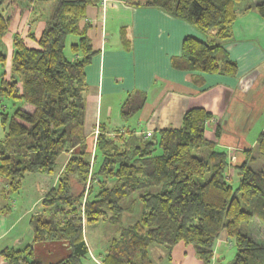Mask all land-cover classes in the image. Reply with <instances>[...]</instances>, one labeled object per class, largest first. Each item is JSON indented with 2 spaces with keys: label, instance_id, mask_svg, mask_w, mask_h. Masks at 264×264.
<instances>
[{
  "label": "trees",
  "instance_id": "obj_1",
  "mask_svg": "<svg viewBox=\"0 0 264 264\" xmlns=\"http://www.w3.org/2000/svg\"><path fill=\"white\" fill-rule=\"evenodd\" d=\"M126 1L162 9L212 33L213 39L206 41L183 37L180 53L170 58L173 69L196 72L198 80L204 74L235 75L237 65L218 40L230 35L241 0ZM93 2L0 0L6 5L0 14V41L18 10L31 6L30 21H44L36 47L13 36L14 75L9 79L2 78L6 55L0 51V97L15 98L30 109L21 105L10 115L1 113L5 135L0 141V175L9 185L3 197L20 188L25 173H54L57 157L71 150L57 188L45 194L42 212L29 221L33 242L68 243V255L50 264H82L88 254L84 227L98 220L117 227L101 264H151L149 246L165 247L169 258L177 243L191 245L202 264H211L215 243L223 237L234 247L232 259L224 264H264V243L249 232L255 219L264 224V129L233 168L238 176L235 188L229 182L227 154L216 148L220 131L216 127L214 138L207 136L211 114L199 106L184 112L178 128L160 129L146 137L128 128L112 135L99 130L93 153L97 167L90 164L91 154L83 142L85 67L95 51L90 25L81 21ZM252 4L245 8L253 7L264 17V0ZM69 34L77 38L69 45L70 53L79 57L64 53ZM28 36L33 38V33L28 31ZM144 101L142 92H129L120 106V118L128 119ZM127 200V207L137 200L140 214L124 226L121 217ZM9 209L8 204L0 205V213ZM0 258L5 264H38L30 246L3 248Z\"/></svg>",
  "mask_w": 264,
  "mask_h": 264
},
{
  "label": "crops",
  "instance_id": "obj_2",
  "mask_svg": "<svg viewBox=\"0 0 264 264\" xmlns=\"http://www.w3.org/2000/svg\"><path fill=\"white\" fill-rule=\"evenodd\" d=\"M255 2L238 3L230 35L218 40L237 65L235 75L204 74L200 80L196 72L173 69L170 58L180 53L181 41L186 35L206 41L213 39L212 33L201 32L188 22L143 3L106 0L101 4V0H94L88 5L87 21L84 18L81 22L90 25L95 55L85 67L83 142L86 150H94L95 130L98 133L104 129L112 135L114 130L128 128L146 136L160 129L178 128L184 112L199 106L211 114L207 136L214 138L216 127L220 131L216 148L226 152L229 170L239 165L244 160V151L253 149L258 134L264 129V17L253 7L245 8ZM33 12L31 6L18 10L3 35L0 51L7 53V62H10L14 35L22 38L27 46L36 47L44 21L31 22ZM28 31L33 33V38L28 36ZM76 40V36L69 40L68 57H79L69 50V45ZM133 90L142 92L145 101L138 111L122 120L120 106ZM70 152H62L57 157L55 174H24L18 194L4 202L10 209L0 213V250L6 247L22 250L30 246L38 264H50L68 255L67 241L33 242L29 221L38 213L34 208L40 197L56 186L57 175ZM94 235L97 238L96 231ZM113 236L114 229L95 254L91 249L95 239L87 234L88 254L82 264H101L102 254ZM226 244L232 247L225 237L216 241L211 264L226 263L221 258ZM148 251L151 264L168 260L165 247L151 245ZM170 251L169 259L174 251L180 254L177 264H202L191 245L177 243ZM0 264H5L1 258Z\"/></svg>",
  "mask_w": 264,
  "mask_h": 264
},
{
  "label": "rangeland",
  "instance_id": "obj_3",
  "mask_svg": "<svg viewBox=\"0 0 264 264\" xmlns=\"http://www.w3.org/2000/svg\"><path fill=\"white\" fill-rule=\"evenodd\" d=\"M5 10H6L5 3H0V14H3ZM30 20H31V18H30ZM84 20L87 21L86 18ZM71 37H75V36L73 34H69L66 37L65 48H64V53H66V54H67L66 48L69 44V40ZM5 55H7V53H5ZM10 61H11V57H10ZM10 63L11 62H7V59H6L5 65L2 68L3 69L2 78L9 79L10 77H12L14 75L11 72ZM0 71H1V69H0ZM20 102L21 101L15 99V98L9 97V96L0 97V141L4 138V135H5V131H4V128L2 126V121H1V113L5 112V113H7V115H10L11 112L16 107H20L21 105H24V106H22V108H25L28 106L27 104H20ZM96 135H97V130L94 131V143H95ZM92 150H93V148H92ZM93 153H94V150L90 152V154H91L90 155V157H91L90 164H92V165L94 164V166L97 167L98 159L95 163V161L93 159ZM56 168H57V166H56ZM55 173H56V171L52 174H55ZM230 173H231L232 177L229 180V182L232 185V187L235 188L238 184V176L236 175V172L233 169H230ZM58 175H59V173H58ZM56 183H57L56 186L51 188V189L57 188L58 180ZM21 185H22V183H21ZM21 185H20V188H21ZM74 185H76V187H74L73 189L76 188L75 190H78L77 188H79V185L78 184H74ZM20 188L14 193H8L9 195L7 196V198H4L3 194L8 192L7 189H9V185L7 184V179L0 175V200L2 199V202L0 203V205H4V202L8 199H10V200L13 199L12 196L18 194ZM51 189H49V190H51ZM47 192H45V194ZM45 194L40 197V199H39L40 202H38L35 205L34 211H37L38 212L37 214L42 212V208H43L42 200H43ZM128 201L129 200H127V202L124 204V205H126V208H125L124 212L122 213V217H121V221H122L124 226H127V225L133 223L135 220H137V218L140 214V204L137 202V200L131 205V207H127V204L129 203ZM82 202H83V199H81V203ZM82 207H83V203H82ZM80 213H81V211H80ZM37 214H34V215H37ZM34 215H32V216H34ZM84 228H85L83 231L84 237H86L88 234L90 236V238H92L91 237V235H92L95 239L94 245H92V248H91L95 254L98 253L99 250H101V246H99V245L102 244V241H105L106 235H110L111 232H113V229H114V235L117 234V227L116 226H111L107 223V221H102V220H98L93 226H88V227L85 226ZM95 231H96V234L98 235L97 238L94 235ZM249 232L256 240L264 243V224H262L259 220H256V219L254 220V222L249 227ZM62 241H64V240H62ZM95 241H96V243H95ZM228 242L229 241H227V243ZM181 244H183V243H181ZM228 246H229V244H226V248L222 254L223 256H221V258H223V260H224V261L222 260L223 262H227V261L231 260L233 255H234V247L233 246L228 247ZM170 253H171V251H170ZM180 257H181L180 254H178L177 252L174 251V254L172 255L171 259H169V258H168V260L163 259L160 261V264H164V263L165 264H177L178 259H180ZM86 264H89V263L86 262ZM155 264H157V262H155Z\"/></svg>",
  "mask_w": 264,
  "mask_h": 264
},
{
  "label": "built area",
  "instance_id": "obj_4",
  "mask_svg": "<svg viewBox=\"0 0 264 264\" xmlns=\"http://www.w3.org/2000/svg\"><path fill=\"white\" fill-rule=\"evenodd\" d=\"M105 1H106V0H101V4L105 3ZM210 120H211V119H210ZM210 120H209V121H210ZM146 136H148V135H146ZM146 136H145V137H146Z\"/></svg>",
  "mask_w": 264,
  "mask_h": 264
}]
</instances>
